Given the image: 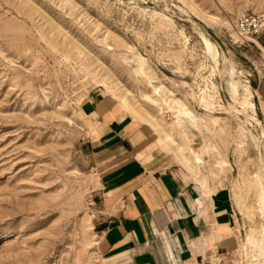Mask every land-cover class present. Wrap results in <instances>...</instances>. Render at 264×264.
<instances>
[{"label": "rangeland", "instance_id": "374dc122", "mask_svg": "<svg viewBox=\"0 0 264 264\" xmlns=\"http://www.w3.org/2000/svg\"><path fill=\"white\" fill-rule=\"evenodd\" d=\"M194 1L233 25L243 14L264 12V0H222L219 7ZM167 6L194 24L166 19ZM198 25L220 38L251 90L247 110L261 123L245 127L264 157L260 59L232 45L234 30L202 16L190 0H0V264H106L98 224L107 205L90 156L92 91L121 101L155 138L165 129L202 156L199 174L225 188L237 211L240 264H260L251 244L264 224L262 157L223 104V50L218 65Z\"/></svg>", "mask_w": 264, "mask_h": 264}, {"label": "crops", "instance_id": "0c3cea01", "mask_svg": "<svg viewBox=\"0 0 264 264\" xmlns=\"http://www.w3.org/2000/svg\"><path fill=\"white\" fill-rule=\"evenodd\" d=\"M88 100L96 132L91 162L107 205L98 224L106 264H227L242 257L234 203L225 188L205 183L202 156L181 151L175 139L155 138L152 126L109 93L92 91Z\"/></svg>", "mask_w": 264, "mask_h": 264}, {"label": "bare ground", "instance_id": "6f19581e", "mask_svg": "<svg viewBox=\"0 0 264 264\" xmlns=\"http://www.w3.org/2000/svg\"><path fill=\"white\" fill-rule=\"evenodd\" d=\"M152 1L155 3H158L159 0L158 1L152 0ZM190 1L193 4V6L199 12H201L202 16L212 18L214 20L220 21L222 24L227 25L228 27H230L231 29L234 30V35L236 36V33H235L236 20H235L234 25H233L224 17L220 18L216 15H212V14L205 12L201 7H199V5L194 0H190ZM213 1L217 7H219L220 3H222V0H213ZM163 11H164L163 16L166 19L170 20L171 18L169 16H171L174 20H176L172 14L173 12L170 13V8L168 6L164 7ZM195 28L198 29V32L200 33L203 41L206 44L208 55L219 65L221 54H222V52L220 50V45L216 42L219 45V46H217L214 42L211 41V39L208 37L209 33L206 31V29L205 30L202 29L201 27H199V25L195 26ZM210 37H211V35H210ZM252 40L255 41L256 43H258L260 46H262V44L259 42V40L257 38L252 37ZM223 56H224V59H223L224 65L222 68L219 69V71H220L219 73H220V76L225 83V90L228 93L227 95H229L228 97H230L229 98L230 99L229 108L226 107V105L224 104V101L222 99L223 104L229 110V112H230L229 114H231L232 116L241 120V124L239 125V135L244 138L246 136V132H248L249 135L251 136V139L255 143V144L254 143L253 144L257 147V149H258V151L262 157L261 162L263 163V167L260 170H258V172H257V180H258L257 191H258L259 210H260L261 214L264 216V157H263V150H262L263 148L260 144L261 141H259V138H257L258 136H255L250 130H248L245 127V124L249 123V125H250L253 123L252 119L255 120L254 123H256V122L261 123V122L258 118L250 115L249 111L247 110L252 105V103L249 101V99L252 95L251 90L249 88H246L242 84V81H241L240 75L238 73L237 67L233 63L231 58L226 56L224 54V52H223ZM223 56H222V58H223ZM214 88L218 89L216 85H214ZM219 88H220V85H219ZM154 92L157 94H160L161 87L158 85L157 86L155 85L154 86ZM220 95H221V91H220ZM221 98H222V95H221ZM123 99H124V97H123ZM240 102L243 103V105H244L242 109H240L239 106L237 105V103H240ZM186 114L193 117V113L187 108H186ZM242 115H244V116L242 117ZM163 131L165 133V138L167 140L171 141L172 143L176 144V141L174 140L172 135L169 132H167L165 129H163ZM263 135H264V133H263ZM179 149L182 151V148H179ZM258 235H259L258 240L255 243L251 244V249H253L256 252L258 259H259V263L264 264V224L260 228V230L258 231Z\"/></svg>", "mask_w": 264, "mask_h": 264}, {"label": "built area", "instance_id": "2783aa9c", "mask_svg": "<svg viewBox=\"0 0 264 264\" xmlns=\"http://www.w3.org/2000/svg\"><path fill=\"white\" fill-rule=\"evenodd\" d=\"M236 38L231 39L232 45L245 48L250 51L255 57L260 59L264 68V12L246 13L241 15L235 23ZM252 37L257 38L262 46L252 40ZM241 257L235 258L231 256L227 260V264H240Z\"/></svg>", "mask_w": 264, "mask_h": 264}, {"label": "water", "instance_id": "95a60500", "mask_svg": "<svg viewBox=\"0 0 264 264\" xmlns=\"http://www.w3.org/2000/svg\"><path fill=\"white\" fill-rule=\"evenodd\" d=\"M174 18L175 19H178V20H182V21H184V22H187V23H189V24H194V22H192L191 20H188V19H185V18H183V17H177V16H174ZM208 31V33L211 35V37L220 45V47H221V49L223 50V52H224V54L226 55V56H228V52H227V50H226V48H225V45H224V43L220 40V38L214 33V32H212V31H210V30H207ZM229 57V56H228ZM230 58V57H229ZM220 91H221V95H222V99H223V101H224V104L226 105V107H228L229 108V105H230V100H229V97H228V95H227V93H226V90H225V88H224V85H223V83H221L220 84ZM242 116H244V115H242Z\"/></svg>", "mask_w": 264, "mask_h": 264}]
</instances>
